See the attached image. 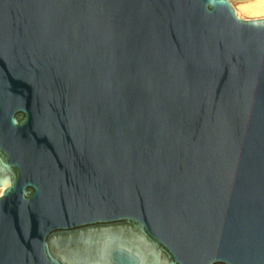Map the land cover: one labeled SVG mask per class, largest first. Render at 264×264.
<instances>
[{"label":"water","instance_id":"95a60500","mask_svg":"<svg viewBox=\"0 0 264 264\" xmlns=\"http://www.w3.org/2000/svg\"><path fill=\"white\" fill-rule=\"evenodd\" d=\"M0 264H264V29L209 0H0Z\"/></svg>","mask_w":264,"mask_h":264},{"label":"clouds","instance_id":"9594fccd","mask_svg":"<svg viewBox=\"0 0 264 264\" xmlns=\"http://www.w3.org/2000/svg\"><path fill=\"white\" fill-rule=\"evenodd\" d=\"M213 7L228 8L237 22L250 27L264 29V0H209ZM10 178H5L0 186V196L11 187Z\"/></svg>","mask_w":264,"mask_h":264}]
</instances>
